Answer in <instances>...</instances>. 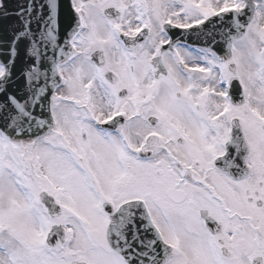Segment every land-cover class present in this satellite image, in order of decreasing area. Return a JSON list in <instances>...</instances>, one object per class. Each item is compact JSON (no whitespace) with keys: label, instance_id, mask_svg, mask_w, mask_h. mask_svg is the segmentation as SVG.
<instances>
[{"label":"snow or ice","instance_id":"6c2138e0","mask_svg":"<svg viewBox=\"0 0 264 264\" xmlns=\"http://www.w3.org/2000/svg\"><path fill=\"white\" fill-rule=\"evenodd\" d=\"M0 0V264H264V0Z\"/></svg>","mask_w":264,"mask_h":264},{"label":"water","instance_id":"95a60500","mask_svg":"<svg viewBox=\"0 0 264 264\" xmlns=\"http://www.w3.org/2000/svg\"><path fill=\"white\" fill-rule=\"evenodd\" d=\"M15 4V0H13V6ZM69 0H61V15H60V20H61V26L66 27L67 25V20L69 17V8H68Z\"/></svg>","mask_w":264,"mask_h":264}]
</instances>
